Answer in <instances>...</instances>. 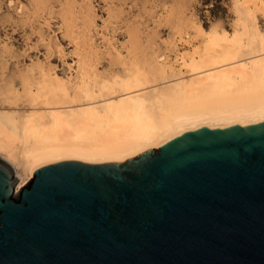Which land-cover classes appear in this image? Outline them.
Listing matches in <instances>:
<instances>
[{"label":"bare ground","instance_id":"1","mask_svg":"<svg viewBox=\"0 0 264 264\" xmlns=\"http://www.w3.org/2000/svg\"><path fill=\"white\" fill-rule=\"evenodd\" d=\"M262 120L264 0H0V156L17 191L46 161L123 162Z\"/></svg>","mask_w":264,"mask_h":264},{"label":"water","instance_id":"2","mask_svg":"<svg viewBox=\"0 0 264 264\" xmlns=\"http://www.w3.org/2000/svg\"><path fill=\"white\" fill-rule=\"evenodd\" d=\"M32 175L0 156V264H264V120Z\"/></svg>","mask_w":264,"mask_h":264},{"label":"rangeland","instance_id":"3","mask_svg":"<svg viewBox=\"0 0 264 264\" xmlns=\"http://www.w3.org/2000/svg\"><path fill=\"white\" fill-rule=\"evenodd\" d=\"M70 48H72V46H69ZM66 59H68L69 62H71L69 56L66 57ZM30 180V179H29Z\"/></svg>","mask_w":264,"mask_h":264}]
</instances>
